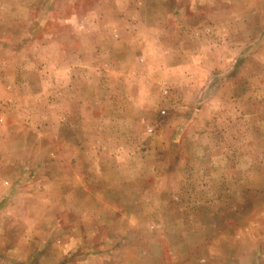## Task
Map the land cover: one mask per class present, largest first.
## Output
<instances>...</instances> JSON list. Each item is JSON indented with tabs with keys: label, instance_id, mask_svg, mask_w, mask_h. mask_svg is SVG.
<instances>
[{
	"label": "rangeland",
	"instance_id": "374dc122",
	"mask_svg": "<svg viewBox=\"0 0 264 264\" xmlns=\"http://www.w3.org/2000/svg\"><path fill=\"white\" fill-rule=\"evenodd\" d=\"M0 264H264V0H0Z\"/></svg>",
	"mask_w": 264,
	"mask_h": 264
}]
</instances>
